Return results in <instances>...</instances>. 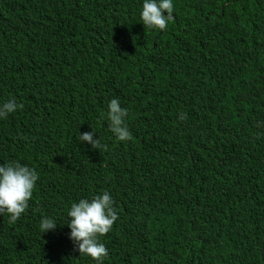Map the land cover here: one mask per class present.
<instances>
[{
    "label": "trees",
    "instance_id": "1",
    "mask_svg": "<svg viewBox=\"0 0 264 264\" xmlns=\"http://www.w3.org/2000/svg\"><path fill=\"white\" fill-rule=\"evenodd\" d=\"M172 2L159 30L143 0H0V102L22 105L0 164L38 172L21 216L0 215V264H97L39 222L105 190L102 264H264V0Z\"/></svg>",
    "mask_w": 264,
    "mask_h": 264
},
{
    "label": "clouds",
    "instance_id": "2",
    "mask_svg": "<svg viewBox=\"0 0 264 264\" xmlns=\"http://www.w3.org/2000/svg\"><path fill=\"white\" fill-rule=\"evenodd\" d=\"M139 15L144 27L164 30L168 21L173 18V2L143 0ZM0 40H5L2 35ZM107 107V126L110 131L120 141L130 139V131L124 123L127 110L120 106L117 98H112ZM20 108L22 105L14 99L0 102V119ZM79 139L81 142L91 144L93 148L99 145V138H94V132L79 133ZM136 174L152 178L149 167L136 170ZM37 180L38 172L27 164L15 160L0 164V215L7 213L9 222H15L27 208ZM116 220L117 212L113 207V199L105 190L90 199L81 198L77 202H72L67 209L66 222L51 218L49 215L42 217L39 230L42 233L51 231L64 238L67 244L71 241L73 253L86 255L97 261V264H102L107 249L99 242V237L108 233Z\"/></svg>",
    "mask_w": 264,
    "mask_h": 264
}]
</instances>
